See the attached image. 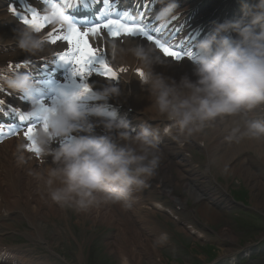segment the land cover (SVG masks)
I'll return each instance as SVG.
<instances>
[{"label":"clouds","instance_id":"1","mask_svg":"<svg viewBox=\"0 0 264 264\" xmlns=\"http://www.w3.org/2000/svg\"><path fill=\"white\" fill-rule=\"evenodd\" d=\"M160 3L155 20L167 24L177 13L178 0ZM46 15L54 26L73 25L66 9L56 3L47 7ZM12 33L7 40L0 37V45H14L16 54L40 56L49 51L47 37L30 25L15 26ZM190 53L195 79L184 74L176 80L154 70L155 65L171 63L154 47L131 40L109 45L114 67L134 64L142 70V76L123 82L133 77L140 81L148 92L150 119L171 122L163 129L165 135L177 141L196 138L217 120H226L224 138L229 144L264 140V121L248 117L264 107V0L243 3V15L237 20L215 23ZM0 86L23 95L30 103L26 116L39 121L31 133L34 155L51 157V163L31 168L22 141L16 146V160L18 167L28 166L41 200L50 199L77 213L106 205L128 207L133 193L156 175L160 129L142 121L137 130L109 110V99L123 95L114 79L100 87L89 85L88 90L61 87L47 102L36 94L38 83L28 72L0 73ZM85 95L96 103L85 106Z\"/></svg>","mask_w":264,"mask_h":264},{"label":"bare ground","instance_id":"2","mask_svg":"<svg viewBox=\"0 0 264 264\" xmlns=\"http://www.w3.org/2000/svg\"><path fill=\"white\" fill-rule=\"evenodd\" d=\"M1 18H3V15L0 10ZM1 24L2 22L0 21V37L5 38V40L11 38L14 27L3 30L1 29ZM127 66L135 65L128 64ZM192 69L193 66L185 62L180 64L171 62L166 65L158 64L154 66L156 72L163 73L176 80H179L184 74H188L190 78L195 79ZM121 88L123 95L115 98V101L129 105L140 111L144 116L153 115L147 107L150 104L148 92L141 87L135 77L126 83L124 82ZM258 112L259 108L249 112L248 117L253 119L259 114ZM226 123V120H217L213 126L206 129L205 133L198 135L196 138L186 139L180 137L179 141L169 138L167 144L159 148L161 160L156 175L147 181L149 185L159 188L163 194H168L182 211L187 208L188 198L194 204H199L201 217L210 223L219 222L223 219V211L219 210L212 202V197L217 195H213L206 189L204 192L203 181L200 180L207 176L216 179L215 175L217 172L214 173V165L212 166V164L243 178L245 183L252 185L253 189L257 188V195L261 194L260 191L264 192V182L259 180L261 176L256 165V161L264 164V140L246 139L239 144H229L224 138V126ZM195 141L207 156V174L203 177L196 176L194 171L190 172L186 167L193 158L186 154L187 150L183 147V144L185 142L196 143ZM17 143L16 140H11L0 147V236L5 232L13 233L16 229L19 230L16 228L18 224L26 222L29 227L23 232L26 237L30 241L41 243L48 250H52V243L46 238L51 217L64 216L67 218L66 212L71 214L73 210L62 208L51 202L50 199L41 200L37 191L36 181L28 174V166H17ZM250 152L256 156H252ZM176 155L180 156L177 160L175 159ZM50 163L51 157H49L48 163L40 165L31 159L30 167L40 169ZM218 197L217 199L223 198L222 195ZM126 203L130 206L124 207L120 204L106 205L93 209L88 213H79L82 216L79 219L84 221L88 219L95 226L105 225L115 228L107 245L110 252L117 255L121 264H144L145 262L149 264H164L163 245L157 238V231L166 236L169 226L163 229L158 227V220H154L156 218L154 213L156 212L141 210L142 204L152 205V201L150 202L149 199L138 198L137 195L134 200H129ZM253 203L256 209L264 213V200L254 199ZM218 204L223 205L224 208L230 205L229 201L227 202L226 200H221ZM68 216L70 215L68 214ZM166 216L169 222H181L184 220L181 218V213L176 210H171V214ZM182 230H185L188 234H193L195 238H207L202 230L200 231L192 225L189 226L188 223L183 225ZM217 240L222 246V254L227 255L235 250L234 247L238 237L232 227L226 224L217 233ZM9 250L21 255L18 261L19 264H39L29 257V253L15 247ZM82 261H84V254L81 249L78 261L75 264H81ZM250 264H264V261H252Z\"/></svg>","mask_w":264,"mask_h":264},{"label":"rangeland","instance_id":"3","mask_svg":"<svg viewBox=\"0 0 264 264\" xmlns=\"http://www.w3.org/2000/svg\"><path fill=\"white\" fill-rule=\"evenodd\" d=\"M252 156H256L250 152ZM187 155H190L193 159L192 162H197L203 166H206L207 156L204 154L202 148L196 147L195 144L188 146ZM198 165V164H197ZM216 182L225 186L229 194L235 196L237 204L230 203L231 206L227 209L219 208L223 211V219L219 222L210 223L206 219L201 217L199 212V204H194L193 201L187 199L186 210L179 211L181 218L188 223L189 226H193L196 229H201L207 238L200 239L195 238L193 234H188L183 229V225L180 222H169L165 213H162L152 206L147 204L141 205V210L145 212L153 211L158 220V227L166 228L168 234L164 236L163 233L157 231V238L162 246L165 261L164 264H221L222 258V246L217 240V233L229 224L238 237V241L235 244L234 249L240 246H245L249 243L253 244L258 241L264 234V213L260 212L254 207L253 200H264V192L260 191V195H257L256 189H253L252 185L245 183L243 178L234 175L224 169L218 168L217 165L212 164ZM256 165L259 169L261 178L259 180L264 182V164L260 161H256ZM199 166V165H198ZM194 166L187 167L191 169ZM207 170V169H206ZM203 170L198 175L205 174ZM205 187L210 184V181H214L212 177L207 176L203 179ZM151 190L152 192H147ZM182 191V190H181ZM184 194V193H183ZM257 196H256V195ZM138 198H146L149 201L154 202L157 200H165L167 206L172 207L174 204L171 202L168 194L158 192L147 183L146 187L137 192ZM229 199V197H228ZM245 205L246 207H244ZM68 214L70 216H68ZM66 212V217L57 216L51 217V223L46 234L47 240L51 241L52 248L64 255L67 259V263L75 264L80 256L81 249L84 254V261L81 264H121V261L116 254L110 252L107 242L111 235L114 233L115 228H110L105 225H92L91 221L86 219L81 220L82 216L72 211L70 214ZM84 219V218H83ZM181 220V219H180ZM199 220L202 224H198ZM69 221V223H68ZM53 223V224H52ZM204 224V225H203ZM16 231L9 237L11 239L18 238L20 242L29 251H34L35 255H40L43 250V245L33 243L23 233L28 227L26 222L18 224ZM58 230L56 231V229ZM60 231V233H59ZM14 237V238H13ZM31 247V249H29ZM47 251V250H46ZM45 252V250H44ZM264 261V253L260 257L254 256L250 259H243L238 264H250L252 261ZM144 264H149L145 262Z\"/></svg>","mask_w":264,"mask_h":264},{"label":"snow or ice","instance_id":"4","mask_svg":"<svg viewBox=\"0 0 264 264\" xmlns=\"http://www.w3.org/2000/svg\"><path fill=\"white\" fill-rule=\"evenodd\" d=\"M67 7L75 6L76 4L85 3V0H64ZM105 9L102 12L99 22L93 23L83 30L75 23L68 29L63 26H56L51 32L47 33V40L52 44L58 42L65 43V51L57 54L53 58L52 63L63 62L70 65V74L73 78L80 77V86L88 90L89 84L86 82L93 74H98L101 77H108L110 79L118 78L117 72L111 67L107 60V52L101 51L100 48L94 46L92 39L100 36L101 34L108 37L118 39L121 43L128 39L144 38L145 43H153L156 48L161 50L167 57H172L180 60L182 57L190 55L189 51L183 49L176 50L174 45H170L167 41L162 42L161 39L156 38L154 32L160 29H152L148 24L137 22L136 19L129 17L132 15L125 11L122 13H114L109 4V0H103ZM24 25L34 27L38 32L45 29V26H51V22L47 19V15L41 16L35 9L31 10V18L27 16L22 17ZM121 72L126 69L121 68ZM138 75H143L141 69L135 70ZM27 117L21 114L20 119L25 120ZM39 123L38 119H30L25 126L23 136L27 143L26 149L30 153L36 150L32 147L31 133ZM12 132V129H9ZM38 156V155H37ZM39 157V156H38Z\"/></svg>","mask_w":264,"mask_h":264}]
</instances>
